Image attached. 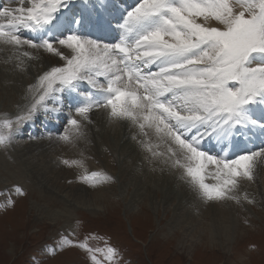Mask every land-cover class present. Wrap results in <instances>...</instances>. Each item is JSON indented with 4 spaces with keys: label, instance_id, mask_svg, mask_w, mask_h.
<instances>
[{
    "label": "snow or ice",
    "instance_id": "1",
    "mask_svg": "<svg viewBox=\"0 0 264 264\" xmlns=\"http://www.w3.org/2000/svg\"><path fill=\"white\" fill-rule=\"evenodd\" d=\"M5 51L3 62L20 71L41 53L64 63L28 86L13 116H0V149L38 114L58 120L65 111L58 139L75 147L88 141L93 113L103 110L109 125L127 123L152 172H178L205 203H256L243 182H253L264 163V0H136L127 7L123 0H7L0 6ZM60 163L80 169L77 179L91 187L114 182L89 171L83 152ZM14 191L26 195L20 186ZM77 228L61 234L48 256L78 250L91 264L120 258L107 242L92 247L95 234L80 239Z\"/></svg>",
    "mask_w": 264,
    "mask_h": 264
},
{
    "label": "rangeland",
    "instance_id": "2",
    "mask_svg": "<svg viewBox=\"0 0 264 264\" xmlns=\"http://www.w3.org/2000/svg\"><path fill=\"white\" fill-rule=\"evenodd\" d=\"M135 2L123 0V6ZM86 88L81 87L82 90ZM0 92V116H4L11 110L6 92ZM65 126L66 122L49 130L43 138V127L37 121L32 135L22 132L7 150L0 149V203L15 201L14 207L0 209V264H91L83 251H66L55 257L47 254V248L53 246L61 234H67L77 222L80 239L95 234V238L89 240L92 247L104 248L107 242L118 249L120 258L115 264H264V232H255L261 225L259 219L264 217V204L244 203L240 212L232 210L229 222H222L223 226H219L221 229L216 232L215 226L220 223L218 219L221 216L217 203L192 201L189 204L190 198L183 194V188L174 189L168 185L164 193L169 189L172 198L160 202L163 195L154 189L162 190L161 179L165 180L164 177L147 171L141 161L134 164L131 159L123 157L120 151L122 142L119 144L118 140L120 129L125 125L119 123L106 125L109 146L115 148L113 154L110 153L111 162L107 163L103 158L100 162L87 164L96 171L110 173L108 169L117 173L114 182L108 186L112 191V202L103 199L98 204L91 201L90 205L77 200L72 206L67 198H52L49 190L52 187L65 189L63 196L69 195V187L91 189L77 177H70V170L75 168L60 163L62 158H68L64 143L58 139ZM29 136L35 138L29 139ZM49 140L54 142L45 152V146L39 144ZM31 141L39 143L31 149L32 154L29 153L31 158L38 159V165L32 164L31 167L43 169L57 163L60 168L54 170L50 167L47 173L37 175L23 160L15 161L16 145ZM41 179L47 180L45 184ZM17 186L22 187L26 195L17 194L14 191ZM261 190L264 202V188ZM89 192L94 193L93 190ZM93 207L100 211L91 214Z\"/></svg>",
    "mask_w": 264,
    "mask_h": 264
},
{
    "label": "bare ground",
    "instance_id": "3",
    "mask_svg": "<svg viewBox=\"0 0 264 264\" xmlns=\"http://www.w3.org/2000/svg\"><path fill=\"white\" fill-rule=\"evenodd\" d=\"M26 36L32 37L33 34L30 33L29 35H26ZM7 56H8V53L6 51L0 52V91L6 92V95H7L6 97L9 98L8 99V105H9V109L11 110V112H6L7 116H13L17 111H19V109L17 108V105H23L27 102L25 100V94H26V90H27L28 86L35 84L37 82L38 77L40 75H42L45 71L49 70L52 66H60L64 62L62 60H60L58 57L51 56L50 54H47V53H41L39 60L28 61L26 71H20V70L15 69V67H14L15 61H13V63H10V64H5L3 62L5 59H7ZM82 86L87 87L86 84H81L80 87H82ZM0 102H2V101H0ZM4 108H7V107H4ZM3 110L7 111V109H3ZM0 112L2 113V111H0ZM66 117H67L66 111L60 115L58 120L46 119L45 115L43 113L38 114V119H35L34 123H30V124L26 125L24 127V130L21 131L19 134L24 132V133H29L30 135H32L35 132V124L38 121V123L43 127V128L41 127L42 128L41 130L43 131L42 137L44 138V134H48L49 130H52L55 127L63 126L66 122ZM93 119L95 121V125L91 127V131L89 133L88 141H81L75 147H73L71 145L64 144L65 145L64 148H65L66 152H68V156L66 155L68 157L67 159H69V158L70 159L80 158V154H81V152H83L84 157L86 158V166H87L89 171H96L87 165L90 162H98V161L100 162V161H102L103 158H105L106 159L105 161L107 163L108 162L110 163L111 162L110 153L113 154L114 149H115V148L113 149V148H111V146H109L110 145V143H109L110 141H108L109 131L106 127L108 122H107V117H106L105 112L103 110H100L98 112H94L93 113ZM119 124H121L122 126L125 125V127L123 126L124 128L122 127L120 129L119 140H118V138H116L119 141V144L122 142V144H121L122 146H121L120 151L124 154L123 157H126V159H128V160L131 159V163H134V164H137V162H140V161L142 163H144L143 159H139L140 156H143V153H141L138 146L131 139L132 130H130L127 123H119ZM96 129H99V131H97ZM112 136H113V134H112ZM53 142L51 140H49L48 142L44 141V142H41L39 144L37 142L31 141L30 143H27L25 145L23 144L22 146H21V144L16 145V148L14 149L15 153L13 155L14 159H15V161H19V160L22 161L23 160L22 162L25 163L29 168H31L32 171H35L34 173H36L37 175H39V174L42 175V173H47L48 169L50 167H51V169L56 170L57 168H60V165L57 163L52 164V166H50V167H49V165H47V167L41 166L43 169H40V167H31L32 164L36 165V166L38 165V162L36 161L38 159L37 158L36 159L31 158L29 156V153L32 154V152H33V151H31V149L34 148L35 146H37L38 144L44 145L45 148L43 150L46 152V151H49L51 149V145ZM256 143L259 144V141H257ZM13 146H15V145H13ZM44 146H40V148L41 147L43 148ZM115 147H117V146H115ZM36 151H37V149L35 150V152ZM44 151H42V152L40 151V152L43 153ZM143 166L145 167V169L147 171L152 172V171H150V169L147 165L143 164ZM134 169H136V167H134ZM70 171H71L70 177L75 178L79 175L81 170L80 169H72ZM107 171H109L110 173H108V172L107 173L112 175L113 177L118 176L117 173H112L108 169H107ZM262 172H263V174H262ZM68 173H69V171H68ZM157 173L159 175L162 174L161 176H163L165 179V180L161 179V182H162L161 189L162 190H160L159 188L154 189L156 192L159 191L163 195L160 202H165L167 199L172 198L171 197L172 191L169 192V189L166 191L167 193H164V188L166 187V185H168L171 188H174V187L183 188V194L190 198L189 204H191L192 201H195V202L199 201L200 203L202 202V200L198 199L197 196L189 190L188 186L186 184H184L183 181H181L179 179V173L178 172L174 173V174L168 173V172H165V173L155 172V174H157ZM119 176H121V175H119ZM71 180H70V182H71ZM40 181L42 184H45V181H47V180L41 179ZM68 182H69V180H68ZM209 182H211V181H209ZM49 185H50V183H49ZM56 185H58V184L56 183ZM71 185H73V184H71ZM109 185H110V183L102 184L100 186L94 187V189H92V187H90L91 189H89V190H93V192H94L92 194H91L92 191L89 192L88 189H84V188L73 189V187H69V189L71 188V191H70L68 196H63V193H65V189H61V190L56 189L55 190V188L52 187V189H49V190L51 191L50 193H52V195H51L52 198H55V197L56 198L57 197L67 198V200L70 202V204L72 206L76 204L75 202L77 200L78 201L82 200L84 203H89L91 205L92 202H96L98 204L99 201L103 200V199L106 202L110 201V199L112 198L110 195L112 191L110 190V187L108 188ZM243 187L249 193V195L255 199L256 203L259 204V206H263L264 202H263V197L261 194V192H262L261 189L264 188V163H261L260 165L257 166L255 180L253 182H248L245 180L243 182ZM59 188H60V186H59ZM174 189H172V190H173V193L175 195ZM47 193H49V192H47ZM56 201H57V199H56ZM82 201H81V203H82ZM71 202H74V203H71ZM110 202H112V201H110ZM215 205L218 206V208L220 206L219 209H221V211H220L221 216L218 219L220 221V223L215 226V227H217V229H216L217 231L216 230L215 231L219 232L221 229V228H219V226L222 227L224 221L229 222V215H232V213H233L232 210L235 209L237 211V213L240 212V205H236L232 202L223 203V204L217 203ZM93 208H92L91 214H95L96 212L100 211L99 208H94V209ZM156 210H157V208H156ZM259 220L260 221H258V223H260L261 225L258 227V229L257 228L255 229V232L256 231L257 232H264L263 231L264 230V227H263L264 226V217H262V219L260 218ZM226 229H227V227H226ZM222 232L223 231H221V233ZM253 232H254V230H253ZM260 240H261V238H260Z\"/></svg>",
    "mask_w": 264,
    "mask_h": 264
}]
</instances>
